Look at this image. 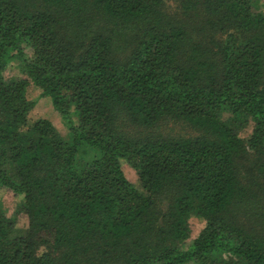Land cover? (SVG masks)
Returning <instances> with one entry per match:
<instances>
[{
	"label": "trees",
	"instance_id": "obj_1",
	"mask_svg": "<svg viewBox=\"0 0 264 264\" xmlns=\"http://www.w3.org/2000/svg\"><path fill=\"white\" fill-rule=\"evenodd\" d=\"M0 189V264H264L260 0H0Z\"/></svg>",
	"mask_w": 264,
	"mask_h": 264
},
{
	"label": "rangeland",
	"instance_id": "obj_2",
	"mask_svg": "<svg viewBox=\"0 0 264 264\" xmlns=\"http://www.w3.org/2000/svg\"><path fill=\"white\" fill-rule=\"evenodd\" d=\"M261 8L264 11V0H260ZM7 74H11V76H19L20 71L18 67L14 64L10 69H7ZM30 96L37 98L36 105L30 112L31 118H38V117H47L49 118L54 125L59 129V131L62 134H66V129L59 118L58 113L54 110L50 102L42 97L38 98V91L34 88L30 89ZM249 131L245 133V136H248ZM130 168H125V173L128 176V178H132V172L129 170ZM0 199L3 200V203L5 205V208L7 209V214L12 215L14 212L15 203L18 201V198H16L11 192H7L6 190L0 189ZM191 225L196 230L198 227L202 225V222L199 221L197 218H191Z\"/></svg>",
	"mask_w": 264,
	"mask_h": 264
}]
</instances>
